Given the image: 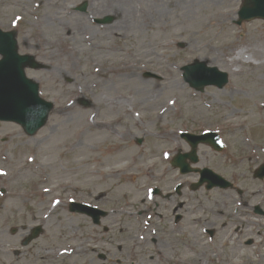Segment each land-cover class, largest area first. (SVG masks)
I'll return each instance as SVG.
<instances>
[{
    "label": "rangeland",
    "instance_id": "374dc122",
    "mask_svg": "<svg viewBox=\"0 0 264 264\" xmlns=\"http://www.w3.org/2000/svg\"><path fill=\"white\" fill-rule=\"evenodd\" d=\"M84 2L90 4L87 14L77 11ZM242 4L0 0V27L17 29L20 52L47 66L27 75L55 104L34 137L0 122V264H264V218L253 211L251 247L236 239L226 246L228 231L211 240L197 224L229 219L220 210L224 202L236 210L241 200L234 193L190 195L186 207L191 203L202 219L184 235L178 232L183 226L167 221V203L157 208L160 201L150 197L155 186L167 192V184L194 182L195 176L181 178L170 165L180 150L189 151L181 131H225L235 154L247 157V175L264 162V21L237 26ZM104 17L114 21L95 23ZM243 50L252 62H232ZM195 60L229 73V85L204 93L191 89L182 68ZM199 156V167L212 166L228 178L233 173L234 166L214 163L208 149ZM250 176L245 187L253 210L264 207V184ZM85 193L93 200L102 195L109 212L110 232L101 242L87 218L69 211L71 198L89 202ZM239 203L241 214L244 201ZM37 226L45 234L23 247Z\"/></svg>",
    "mask_w": 264,
    "mask_h": 264
},
{
    "label": "water",
    "instance_id": "95a60500",
    "mask_svg": "<svg viewBox=\"0 0 264 264\" xmlns=\"http://www.w3.org/2000/svg\"><path fill=\"white\" fill-rule=\"evenodd\" d=\"M85 8L86 6L81 10H85ZM239 16L238 24L256 18L264 19V0H245ZM110 21L111 19H106L103 22ZM11 36L13 35L0 31V54L4 57L0 62V120L17 122L30 136H33L46 125L54 105L40 98L39 85L27 79L25 75L27 66L35 68L41 66L35 65L32 57H19L16 41H12ZM207 65L206 62L196 61L193 65L183 68L185 81L201 92L211 85L224 88L229 82L228 74L221 73L217 68H209ZM211 137L212 135H207L205 138L190 137L197 139L193 144V153L179 156L176 159V166L182 167L184 173L192 172L193 170H190L189 165L185 162L186 159L190 158L193 163H197V144L199 141ZM210 143L213 144L214 141L211 140ZM258 177L264 178V167L259 171ZM40 233L41 228L36 229L25 245L39 237Z\"/></svg>",
    "mask_w": 264,
    "mask_h": 264
},
{
    "label": "flooded vegetation",
    "instance_id": "af4514ba",
    "mask_svg": "<svg viewBox=\"0 0 264 264\" xmlns=\"http://www.w3.org/2000/svg\"><path fill=\"white\" fill-rule=\"evenodd\" d=\"M229 154L230 153L228 152V147L226 146L224 152L222 154H217L218 157H215L218 161L217 164H220V163L227 164L228 166H230V168L231 166H234V164H232L231 159L229 161H226L229 157ZM215 158H213L214 163L216 162ZM241 161L244 162V158ZM232 171L233 173L230 175L229 179L233 183L234 187H232L230 190H222V191L223 192H229V191L234 192L242 200L245 201L244 206L247 208L248 212L243 213L241 219H236V217L241 216L239 213L235 212L232 215V214L223 212L221 214L230 216V218L228 219V217H226L225 219L224 217L220 216L219 218H222L223 222H218V220H215V221L197 223L199 219H202V218H199V219L196 218V216H200V213H198L199 209L196 208V210L191 211L190 209L191 203L189 204V206L186 207L187 205L186 201L190 199L189 198L190 195H194L196 193H211L213 191L220 192V190L209 191L205 188H202L201 190L197 192H193L191 190V187L193 184H167V198H164L163 196H160V198L167 201V221L169 222L170 220V225L173 224V226H178V225L183 226V228L182 229L180 228L178 232L181 235H184L185 232L187 233V230L192 229L194 224L197 223L199 225L200 231L203 232L206 236H208L209 239L211 240H214L217 237H219L221 233L228 231L227 234L225 235V240H223L226 246H228L227 239L230 238L232 235L233 237L238 238L240 247L241 246L251 247L253 244V241L251 238H249L250 236L248 235L252 233L251 214L249 212L251 208V203H250V199L248 197L247 198L245 197L247 195L245 186H249L250 184L245 185V184H248V178L245 176L244 171L242 172L240 171L241 173L238 175L234 174L239 171L238 169H236V166H234V169H232ZM241 178L242 180L240 181L241 183L240 184L239 180ZM179 185L181 186L180 189H178ZM91 198L92 197H90V199ZM95 202H96V206L99 209H104V207L106 206L102 195L101 197L98 196L97 198H95ZM223 205L227 206V204H223ZM157 206L159 205L157 204ZM184 208L186 209L183 211V213H179V211H182ZM186 211L188 212L186 213ZM188 215H189V220L187 218ZM213 215L218 216L216 212ZM262 216L264 217V215ZM104 220L105 219H102L98 225L95 223L94 225L98 227V229H101L103 233H107L108 229L104 223Z\"/></svg>",
    "mask_w": 264,
    "mask_h": 264
},
{
    "label": "bare ground",
    "instance_id": "6f19581e",
    "mask_svg": "<svg viewBox=\"0 0 264 264\" xmlns=\"http://www.w3.org/2000/svg\"><path fill=\"white\" fill-rule=\"evenodd\" d=\"M250 61V58L249 57H247V54L246 53H244V50L243 51H239L238 53H237V55H236V58L232 61V62H244V63H247V62H249ZM128 68V66H126V67H124V69H127ZM123 153H122V155H121V157L122 158H128L129 157V155H128V150H124V151H122ZM133 153V152H132ZM79 251V247L78 248H76L75 250H69V253L70 254H73V253H77ZM79 254V253H78Z\"/></svg>",
    "mask_w": 264,
    "mask_h": 264
}]
</instances>
